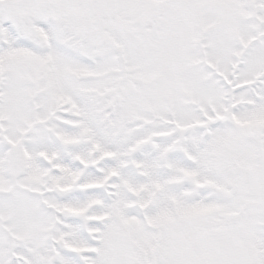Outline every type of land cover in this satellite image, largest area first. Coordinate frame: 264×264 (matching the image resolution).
Instances as JSON below:
<instances>
[{"label":"snow or ice","instance_id":"1","mask_svg":"<svg viewBox=\"0 0 264 264\" xmlns=\"http://www.w3.org/2000/svg\"><path fill=\"white\" fill-rule=\"evenodd\" d=\"M0 264H264V0H0Z\"/></svg>","mask_w":264,"mask_h":264}]
</instances>
